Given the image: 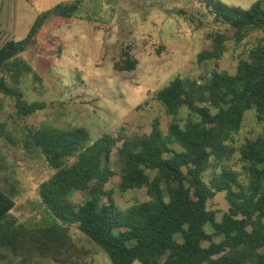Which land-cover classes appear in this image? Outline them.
I'll list each match as a JSON object with an SVG mask.
<instances>
[{
    "label": "trees",
    "instance_id": "trees-1",
    "mask_svg": "<svg viewBox=\"0 0 264 264\" xmlns=\"http://www.w3.org/2000/svg\"><path fill=\"white\" fill-rule=\"evenodd\" d=\"M87 1L39 12L24 39L4 42L0 113L6 101L21 119L47 108L25 97L23 80L43 79L22 55L36 46L47 25L56 29L78 20ZM198 1L224 27L208 32L210 46L198 62L218 66L230 49L244 47L235 72L216 67L198 78L177 76L158 90L156 100L170 119L166 130L158 119L149 133L122 130L97 139L85 127L29 128L19 144L27 157L42 158L52 171L38 187L51 222L28 226L14 214L16 190L0 189V264H95L92 252L72 236L73 227L112 264H264L263 1L249 9ZM254 32L262 36L245 47ZM138 64L127 47L113 67L131 73ZM250 111L262 131L236 145ZM8 126L0 121V136ZM6 139L18 144L9 131ZM113 178L120 192L146 189L149 199L122 209L108 188ZM76 193L83 202L73 199ZM220 193L228 209L219 219L209 204Z\"/></svg>",
    "mask_w": 264,
    "mask_h": 264
},
{
    "label": "rangeland",
    "instance_id": "rangeland-1",
    "mask_svg": "<svg viewBox=\"0 0 264 264\" xmlns=\"http://www.w3.org/2000/svg\"><path fill=\"white\" fill-rule=\"evenodd\" d=\"M73 1L76 0H37L34 8L43 12L61 2ZM220 1L242 9H249L257 1H263L264 6V0ZM20 3L21 0H1L0 49L5 41H20L27 36L31 14L26 13L22 19L16 14V21L22 20V26L26 24V32L14 36L16 25L10 7L16 12ZM2 5L5 6L3 10L11 11L8 21L7 14L1 13ZM30 8V5L26 6V10L31 11ZM77 18L56 29L47 25L36 46L22 55L43 79L42 83L32 76L24 79L21 86L25 97L29 101L44 102L47 108L21 119L15 113L14 103L6 101L0 113V121L9 123L5 134L0 136L3 159L0 189L16 190L14 214L33 228L51 222L41 204L38 187L51 177L52 171L42 158L27 157L19 144L29 128L85 127L97 139L122 130L130 135L149 133L158 119L166 130L170 119L166 106L156 100L157 91L177 76L198 78L206 70L216 67L234 73L239 54L244 49L236 52L230 49L218 66L215 62L207 66L198 62V54L210 46L208 32L224 29L215 23L198 0H88ZM260 36L262 33L254 32L245 47L255 45ZM127 47L138 60V67L131 73L117 72L114 62ZM8 131L13 133L18 144L7 141ZM261 131L254 111L248 112L235 137L236 145ZM118 182V178H113L108 188L115 190V201L122 209L149 199L146 189L120 192ZM73 199L84 201L78 193ZM209 205L219 219L228 209L223 193ZM71 234L79 245L92 252L95 264H101L104 258L111 263L107 255L89 243L77 228L73 227ZM41 264L53 263L45 261Z\"/></svg>",
    "mask_w": 264,
    "mask_h": 264
},
{
    "label": "crops",
    "instance_id": "crops-1",
    "mask_svg": "<svg viewBox=\"0 0 264 264\" xmlns=\"http://www.w3.org/2000/svg\"><path fill=\"white\" fill-rule=\"evenodd\" d=\"M42 1H44V0H41V2ZM61 3H65V2H61ZM27 5H30V7H32L30 9H32L34 12L32 10L31 11L26 10V6ZM34 5L36 6L37 3L35 2V4L32 5V4L27 3L26 0H21L20 7L18 8V10L16 12H15V8L14 7H12V8L10 7V10L12 9V15H13L12 17H13V20L15 21L14 24L16 25V26L13 27V30L15 32V35L14 36H17L19 34H24V32H26L25 31L26 28L24 27V26H26V24L24 26H22L23 25L22 24V20L21 21H16V14H18V16L21 19H22V17H24L25 13L26 14H29V15L31 14V21H30V23H28V27H27V29H28L27 32L30 31V29H31V27H32V25H33V23H34L37 15H38V13H39V11H37V8H34ZM4 7L5 6L2 5L1 13L2 14L5 13V15L7 14L6 15V21H8V13H9L10 10L8 9L7 11H5V10H3ZM13 8H14V11H13ZM17 22H18V24H17ZM101 264H111V263H109V261L106 258H104V261ZM135 264H138V263H135Z\"/></svg>",
    "mask_w": 264,
    "mask_h": 264
}]
</instances>
